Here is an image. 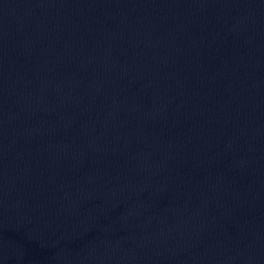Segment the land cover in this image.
<instances>
[{
	"label": "water",
	"instance_id": "water-1",
	"mask_svg": "<svg viewBox=\"0 0 264 264\" xmlns=\"http://www.w3.org/2000/svg\"><path fill=\"white\" fill-rule=\"evenodd\" d=\"M0 264H264V0H0Z\"/></svg>",
	"mask_w": 264,
	"mask_h": 264
}]
</instances>
